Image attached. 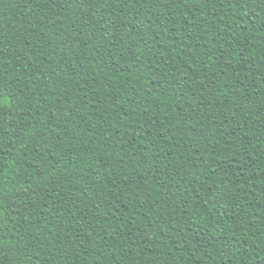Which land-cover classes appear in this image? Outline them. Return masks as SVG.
I'll return each mask as SVG.
<instances>
[{"label": "trees", "instance_id": "trees-1", "mask_svg": "<svg viewBox=\"0 0 264 264\" xmlns=\"http://www.w3.org/2000/svg\"><path fill=\"white\" fill-rule=\"evenodd\" d=\"M0 264H264V0H0Z\"/></svg>", "mask_w": 264, "mask_h": 264}]
</instances>
